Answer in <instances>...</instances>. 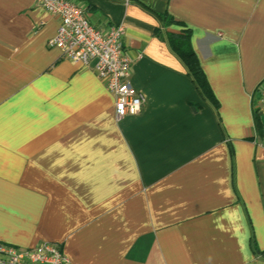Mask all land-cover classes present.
<instances>
[{
    "label": "crops",
    "instance_id": "obj_1",
    "mask_svg": "<svg viewBox=\"0 0 264 264\" xmlns=\"http://www.w3.org/2000/svg\"><path fill=\"white\" fill-rule=\"evenodd\" d=\"M74 1L124 25L141 111L116 118L95 61L47 44L58 19L36 0H0V243L51 241L68 264H264V0ZM185 28L217 107L162 37Z\"/></svg>",
    "mask_w": 264,
    "mask_h": 264
},
{
    "label": "built area",
    "instance_id": "obj_2",
    "mask_svg": "<svg viewBox=\"0 0 264 264\" xmlns=\"http://www.w3.org/2000/svg\"><path fill=\"white\" fill-rule=\"evenodd\" d=\"M36 4L58 19L49 46L58 47L73 61H95L98 77L114 95L116 118L139 113L144 97L130 80L131 61L123 44L124 25L98 28L90 21L87 7L74 0H36ZM256 90L257 111L264 117V83H259ZM260 145L264 148V136ZM0 264H68V258L62 247L51 241L38 240L26 247L0 243Z\"/></svg>",
    "mask_w": 264,
    "mask_h": 264
},
{
    "label": "trees",
    "instance_id": "obj_3",
    "mask_svg": "<svg viewBox=\"0 0 264 264\" xmlns=\"http://www.w3.org/2000/svg\"><path fill=\"white\" fill-rule=\"evenodd\" d=\"M156 16L160 19L162 25L171 22L179 23L167 14H159ZM190 32L188 28L182 29L178 33L165 31L162 37L166 40L170 50L181 60L186 69V73L202 97L208 100L214 107H217V100L200 65L198 56L193 49ZM257 122L259 129L263 132L260 117H257Z\"/></svg>",
    "mask_w": 264,
    "mask_h": 264
},
{
    "label": "water",
    "instance_id": "obj_4",
    "mask_svg": "<svg viewBox=\"0 0 264 264\" xmlns=\"http://www.w3.org/2000/svg\"><path fill=\"white\" fill-rule=\"evenodd\" d=\"M261 121H262V124L264 125V117L261 116Z\"/></svg>",
    "mask_w": 264,
    "mask_h": 264
}]
</instances>
